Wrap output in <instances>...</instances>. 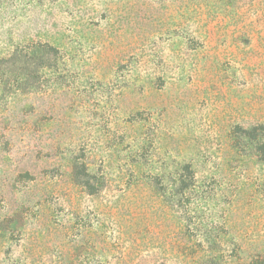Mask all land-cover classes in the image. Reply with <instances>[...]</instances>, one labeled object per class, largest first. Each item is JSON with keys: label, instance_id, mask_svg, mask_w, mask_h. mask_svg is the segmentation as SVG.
Segmentation results:
<instances>
[{"label": "rangeland", "instance_id": "rangeland-1", "mask_svg": "<svg viewBox=\"0 0 264 264\" xmlns=\"http://www.w3.org/2000/svg\"><path fill=\"white\" fill-rule=\"evenodd\" d=\"M0 264H264V0H0Z\"/></svg>", "mask_w": 264, "mask_h": 264}]
</instances>
